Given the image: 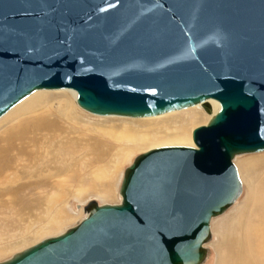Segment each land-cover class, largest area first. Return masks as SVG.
Returning <instances> with one entry per match:
<instances>
[{
	"label": "water",
	"instance_id": "95a60500",
	"mask_svg": "<svg viewBox=\"0 0 264 264\" xmlns=\"http://www.w3.org/2000/svg\"><path fill=\"white\" fill-rule=\"evenodd\" d=\"M61 87L97 114L220 107L194 146L136 154L119 202L89 199L0 264L204 263L211 218L242 190L234 156L264 150V0H0V115Z\"/></svg>",
	"mask_w": 264,
	"mask_h": 264
},
{
	"label": "bare ground",
	"instance_id": "6f19581e",
	"mask_svg": "<svg viewBox=\"0 0 264 264\" xmlns=\"http://www.w3.org/2000/svg\"><path fill=\"white\" fill-rule=\"evenodd\" d=\"M47 90L57 91L51 92ZM53 93L58 94L56 97L57 100H48ZM76 96L77 92L72 88L61 87L36 89L13 104L0 115V212L13 209L18 215L21 213H27L31 216L34 212L49 214V207H53L54 201L62 203L70 195L72 189H69V193V191L65 189V185L78 187L73 190L72 193L74 192L76 195H80V193L84 191V188L79 186H82V183L85 182V180H89L92 184L94 182L97 183V180H99L98 182L100 183L103 182L105 184V189H103L100 193V196H108V194L111 195V186L115 185L114 172L116 166L118 168L117 162L119 159L125 157L130 149L142 145L146 135L151 133L156 135L159 134L160 137L155 139L152 143L155 144V146L178 144L194 146L195 144L192 139V131H188L187 127L192 120L194 121L195 118L198 119V114L194 113L191 109H193V107H197L203 110L209 117L220 107V103L216 99L207 98L211 104V112L206 111L203 106H201V102H198L186 107L172 109L155 115L129 116L118 114H97L80 106L76 102ZM77 107L87 114L93 116L97 115L98 117H127L142 119H104L100 121V123H92L88 121V118L85 117L84 119V116L79 114ZM182 111H187V113H189L188 118H182V116H180ZM103 121L108 123V127L99 128L103 127L99 126ZM88 123H92L93 125L87 126V128L84 129L83 126H86ZM129 124L134 125V128L136 126V130L129 128L131 127ZM167 125L172 127V130L169 132L166 131L164 134L165 130H163V127ZM117 128H120L119 132H116ZM144 128H148V130H146L147 133L140 130ZM98 129H100L102 133L98 139L90 136L91 132L96 133L98 132ZM85 133H87V135ZM104 134L110 137L106 138L104 137ZM100 142H104V145L106 146L105 149H103ZM152 148L154 147L152 146ZM147 150H149V148ZM262 151L264 150L236 154L233 158V162L235 164L234 160L239 155L258 153ZM263 158L264 155L262 156V159ZM255 159L256 158H249L247 161L253 162ZM84 166L86 167L82 170V167ZM235 166L237 168V173L239 174V169L236 164ZM261 186L264 188V183ZM242 190L232 204H230L224 211L211 218L210 233L212 220L226 212V210H228L238 200ZM74 193L72 195H74ZM261 194L264 195L263 192ZM25 195H28L26 200L20 198ZM256 195H258V192ZM119 196L121 199L120 193ZM258 200L256 202L259 203ZM56 208L57 210L53 213L50 221L53 226L58 225L59 222L65 218L62 214V208ZM256 210L259 212L258 209ZM83 211L85 214L87 213L84 207ZM251 215L254 216L252 213ZM33 216L35 217L36 215ZM225 229H227V227ZM220 231L223 232V229ZM36 232L39 235L40 232ZM248 233L251 232H247V234ZM256 234L258 235L257 232ZM251 235L253 234L251 233L250 236ZM209 240L203 244L206 246ZM260 242L261 237L258 236V240L256 241L257 248L261 249V252L263 253L264 246L260 244ZM254 247L255 246H253V248ZM243 248L244 249L240 250L241 257L239 258L238 264H253V260L251 263L245 261L247 246L243 245ZM253 250L254 249H252V251ZM261 252L259 254H261ZM251 254L253 255V253ZM222 256L224 257V255ZM236 257L238 256L236 255ZM248 257L250 258V256ZM228 261L230 264H233L230 259Z\"/></svg>",
	"mask_w": 264,
	"mask_h": 264
},
{
	"label": "rangeland",
	"instance_id": "374dc122",
	"mask_svg": "<svg viewBox=\"0 0 264 264\" xmlns=\"http://www.w3.org/2000/svg\"><path fill=\"white\" fill-rule=\"evenodd\" d=\"M47 91L54 92L57 90H47ZM57 95H58L57 93H53L52 96L50 98H48V100L49 99L51 101L53 99L57 100V98H56ZM193 109H191V110L194 113L198 114L197 115L198 119L195 118L194 119V121L196 120L195 122L192 120L190 122L191 124L189 123V125L187 127L188 131H190V130L192 131L193 127L198 125V124L205 123L207 121V119L209 118L208 115L203 110H201L197 107L196 108L193 107ZM77 111L79 112V114L81 116H84V119L86 117V118H88V121L92 122V123H94V122L100 123V121H102L104 119L105 120H117L119 118H127V117H107V118H104V117H98L97 115L93 116V115H90V114H87V113L81 111V109L79 107H77ZM180 116H182V118L183 117L188 118L189 113H187V111H185V112L182 111V113H180ZM127 119L139 120L142 118H127ZM114 122H116V121H114ZM92 123H88V124H86V126L84 125L83 126L84 129L87 128V126H92L93 125ZM129 125L131 126L129 128H133L134 130H136V128H137L136 126L134 128V125H131V124H129ZM99 126H103V127H99V128L108 127V123L103 121ZM119 130H120V128H117L116 132H119ZM140 130H143L142 132L147 133L146 130H148V128H144V129H140ZM163 130H165L164 131V134H165L166 131L167 132L171 131L172 127H169L167 125V126L163 127ZM87 133H89V132H87ZM87 133H85V134L87 135ZM100 135H102V133H101V130L98 129V132H96V133L91 132L90 136L98 139L100 137ZM104 137L109 138L110 136L108 137V135L104 134ZM158 137H160L159 134L156 135L154 133L146 135L144 137L142 145L137 146L138 148L136 147V148L130 149L125 157H123L122 159H119V161L117 162L118 168L116 166V169L114 172L115 185L111 186V193H112L111 195L108 194V196H103V197L100 196V193L103 191V189H105V184L103 182H101L102 183L101 184L100 182H98L99 180H97V183L94 182L93 183L94 186H93V184L91 182H89V180L88 181L85 180V182L82 183V186H79L81 188H84V191H82L80 193V195H76L74 192H73L74 195H72L73 194L72 191L77 189L78 187H76V186L72 187L73 185L72 186H66L65 185V189L67 191H69V189H72L71 193L69 191L70 195L62 203H60L59 201H54L53 207H49V214H46V213L44 214L43 212H37V213L34 212L35 214L32 213L31 216H30V214L28 215L27 213H21L20 214L21 216H20V215L16 214L13 209H8V210L0 212V260L7 258L12 253H14L15 251L33 243V242H36L43 237L57 234V233L63 231L66 227L76 223L78 220H80L85 215V212L83 211V207H84L85 203L91 198H95L99 203L100 202H119L120 196L118 193V188H119V185L121 182L122 173H123L125 166L128 165L133 160V158L136 154L141 153L143 151H146L148 148L149 149L152 148V146L158 147V146H155V144H152L154 142V140L157 139ZM91 140H94V139H91ZM100 144L103 147V149L106 148V146L104 145V142H100ZM105 144H107V143H105ZM263 155H264V151L258 152V153L243 154V155H239L235 158L234 161H235V164L237 165V167L239 169L238 175L240 176V180H241V183L243 186V190H242V193L239 196L238 200L228 210H226V212H224L223 214L217 216L216 218H214L212 220V222H211L212 238H210L209 242L206 244V246H208V248H209V254H208L207 260H205L204 264H225L226 262H227L226 264H230V262L228 261L229 259L231 260V263L238 264L239 258L241 257L240 250L244 249L243 245L247 246V248H246L247 249L246 250L247 255L245 257V261H247L248 263H251L253 260V262H252L253 264H258V263L264 264V252L262 253L261 249L257 248V243H256V241L258 240V236H259V237H261L260 244H262L264 246V243H262V242H264V218H263L264 217V209H263V207H264L263 206L264 205L263 204V202H264L263 196L264 195L261 194L262 192L264 193V188L261 186L264 183V158L262 159ZM249 158H256V159L253 162H248L247 159H249ZM86 166L82 167V170H84V168ZM257 183L259 184V186ZM95 185H97V186H95ZM257 192H258V195H256ZM27 197H28V195H25V196H21L20 198L26 200ZM257 200L259 201V203L256 202ZM253 204H256L259 206H256ZM56 207L62 208L61 209L62 214L65 216V218H63V220L61 222H59L58 225L53 226L50 221H51V217H52L53 213L57 210ZM256 209H258L259 212ZM249 212H250V214H249ZM251 213L254 216L255 215L256 216L255 217L252 216ZM13 214L16 216H14ZM259 214L262 216H260ZM33 215H36L37 217L36 216L34 217ZM27 216H28V218H27ZM19 217H20V219H19ZM40 218H42V219H40ZM21 219H23L24 221ZM27 219H28V221H27ZM37 219H39V220H37ZM254 219H256V220H254ZM248 220H249V222H248ZM226 227H227V229H225ZM222 229H223V232L220 231ZM36 231L40 232L39 235L37 234ZM42 231H44V232H42ZM219 232H220V234H219ZM221 232H222V234H221ZM247 232H251L253 234V235H251L252 238L250 236L251 233L247 234ZM256 232L258 233V235L256 234ZM256 235H257V237H256ZM221 243H222V245H221ZM236 243L239 247L236 245ZM246 243L247 244L249 243L250 245L249 244L248 245L252 246V247H249ZM226 246H228V247H226ZM236 246H237V248H236ZM253 246H255V247L253 248ZM252 249H254L253 250L254 252L252 251ZM236 250H238V251H236ZM257 250H259V251H257ZM223 251H224V253H223ZM260 252H261V254H259ZM227 253H229L230 256ZM251 253H253V255ZM222 255H224V257ZM236 255L238 257H236ZM261 255H263V256H261ZM248 256H250V258ZM236 258H237V260H236ZM259 260L260 261L262 260L261 263Z\"/></svg>",
	"mask_w": 264,
	"mask_h": 264
}]
</instances>
